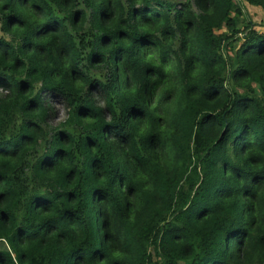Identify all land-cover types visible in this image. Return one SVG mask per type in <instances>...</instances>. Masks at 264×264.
<instances>
[{"label": "trees", "instance_id": "16d2710c", "mask_svg": "<svg viewBox=\"0 0 264 264\" xmlns=\"http://www.w3.org/2000/svg\"><path fill=\"white\" fill-rule=\"evenodd\" d=\"M239 10L0 0V264H264V34Z\"/></svg>", "mask_w": 264, "mask_h": 264}, {"label": "rangeland", "instance_id": "374dc122", "mask_svg": "<svg viewBox=\"0 0 264 264\" xmlns=\"http://www.w3.org/2000/svg\"><path fill=\"white\" fill-rule=\"evenodd\" d=\"M234 3L240 9L238 14V20L240 21V34H238L237 38H243L249 31L264 34V11L259 7L248 4L245 0H234ZM221 30H224V28ZM221 30L214 31V34L220 33ZM41 97L49 108V111L44 118V124L50 128L58 126L66 118V103L62 99L50 100L44 96Z\"/></svg>", "mask_w": 264, "mask_h": 264}]
</instances>
